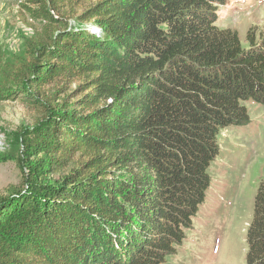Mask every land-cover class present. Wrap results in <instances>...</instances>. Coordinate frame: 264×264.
I'll use <instances>...</instances> for the list:
<instances>
[{
  "label": "trees",
  "instance_id": "trees-1",
  "mask_svg": "<svg viewBox=\"0 0 264 264\" xmlns=\"http://www.w3.org/2000/svg\"><path fill=\"white\" fill-rule=\"evenodd\" d=\"M81 1L28 0L43 35L25 67L1 70V100L46 101L23 133L22 185L0 198V264H167L220 130L251 122L245 101L264 105V33L244 46L217 26L230 0H94L72 26L62 7ZM63 81L79 82L75 102L43 94ZM246 239V263L264 264V178Z\"/></svg>",
  "mask_w": 264,
  "mask_h": 264
},
{
  "label": "rangeland",
  "instance_id": "rangeland-1",
  "mask_svg": "<svg viewBox=\"0 0 264 264\" xmlns=\"http://www.w3.org/2000/svg\"><path fill=\"white\" fill-rule=\"evenodd\" d=\"M47 2V1H46ZM94 0L78 2L73 10L62 7V17L75 26L81 13ZM48 3V2H47ZM28 5L32 9H25ZM39 7L28 0H0V82H7L6 72L25 67L34 54V47L43 35L46 21L32 12ZM67 12V14H65ZM58 17L56 12H53ZM217 26L237 31L246 46L250 29L256 40L264 33V0H230L219 10ZM79 82L63 81L42 90L45 97L62 103L77 100ZM34 90L29 97L15 96L0 99V198L22 185L23 172L19 167L23 152V133L44 118L45 99ZM251 122L220 130V153L213 161L211 185L192 228L177 247L167 264H247V230L252 219L255 195L264 178V105L253 100L244 102ZM73 164L61 173H67ZM57 178V175H55Z\"/></svg>",
  "mask_w": 264,
  "mask_h": 264
}]
</instances>
